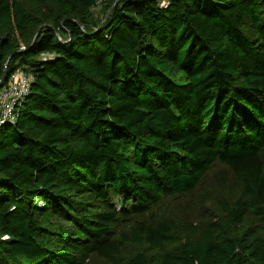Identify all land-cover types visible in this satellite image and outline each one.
Wrapping results in <instances>:
<instances>
[{
    "label": "trees",
    "instance_id": "16d2710c",
    "mask_svg": "<svg viewBox=\"0 0 264 264\" xmlns=\"http://www.w3.org/2000/svg\"><path fill=\"white\" fill-rule=\"evenodd\" d=\"M19 68L0 264H264V0H0ZM215 167L231 194L184 230Z\"/></svg>",
    "mask_w": 264,
    "mask_h": 264
},
{
    "label": "rangeland",
    "instance_id": "374dc122",
    "mask_svg": "<svg viewBox=\"0 0 264 264\" xmlns=\"http://www.w3.org/2000/svg\"><path fill=\"white\" fill-rule=\"evenodd\" d=\"M229 188H233L231 178H223L222 173L218 172L217 167H215L195 192L189 193V195L182 194L177 197L178 201L175 203L177 206L176 211L181 213L180 218L183 219L185 224L184 230L188 229L193 222H198L200 226L201 222L199 220L208 218L213 213V209L216 211L215 205L222 197L230 196L232 189ZM116 200L121 202L120 198ZM193 205H197L196 211H193ZM152 217L154 215L143 216L140 219L150 221ZM136 218L137 216L123 212L114 223V229H119L127 221ZM155 219L158 218L153 220ZM126 249H130L129 245H126Z\"/></svg>",
    "mask_w": 264,
    "mask_h": 264
},
{
    "label": "built area",
    "instance_id": "2783aa9c",
    "mask_svg": "<svg viewBox=\"0 0 264 264\" xmlns=\"http://www.w3.org/2000/svg\"><path fill=\"white\" fill-rule=\"evenodd\" d=\"M102 0H98L100 2ZM51 57L43 55V59ZM31 74L25 68H19L4 82L0 78V125L15 122L17 105L21 103L31 90Z\"/></svg>",
    "mask_w": 264,
    "mask_h": 264
},
{
    "label": "water",
    "instance_id": "95a60500",
    "mask_svg": "<svg viewBox=\"0 0 264 264\" xmlns=\"http://www.w3.org/2000/svg\"><path fill=\"white\" fill-rule=\"evenodd\" d=\"M41 28L38 30L37 35L40 33ZM9 62V61H8ZM8 64V63H7Z\"/></svg>",
    "mask_w": 264,
    "mask_h": 264
}]
</instances>
